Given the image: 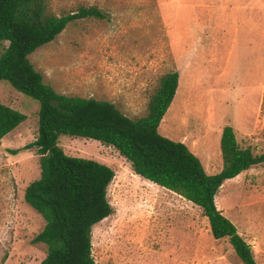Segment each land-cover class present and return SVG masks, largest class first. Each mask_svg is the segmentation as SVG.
<instances>
[{"label":"rangeland","instance_id":"374dc122","mask_svg":"<svg viewBox=\"0 0 264 264\" xmlns=\"http://www.w3.org/2000/svg\"><path fill=\"white\" fill-rule=\"evenodd\" d=\"M48 3L56 15L91 6L105 15L73 20L29 55L55 91L109 100L136 118L159 77L177 71L163 136L184 142L209 174L223 165L225 125L241 147L264 153V0ZM0 102L26 116L0 140V264H42L47 247L33 238L45 221L24 200L40 176L37 149L27 147L37 136L40 104L7 80H0ZM59 145L115 172L107 188L112 212L91 231L95 264H243L228 238L212 236L198 206L134 174L113 146L69 135ZM215 201L264 264V162L224 181Z\"/></svg>","mask_w":264,"mask_h":264},{"label":"trees","instance_id":"16d2710c","mask_svg":"<svg viewBox=\"0 0 264 264\" xmlns=\"http://www.w3.org/2000/svg\"><path fill=\"white\" fill-rule=\"evenodd\" d=\"M92 16L105 17L94 6L56 15L48 0H0V80L40 104L37 136L27 145L37 149L40 176L27 185L24 200L45 221L33 238L47 247L42 264H95L92 227L112 212L107 188L114 170L97 160L66 154L59 145L60 135L113 146L134 174L198 206L212 236L228 238L243 264H258L251 245L217 208L215 198L224 181L263 163L264 153L241 147L234 128L225 125L220 136L223 165L218 173L209 174L184 142L163 136L158 129L176 94L177 71L159 77L145 114L131 118L109 100L58 93L35 69L31 53L53 41L68 23ZM25 117L0 102V140Z\"/></svg>","mask_w":264,"mask_h":264},{"label":"crops","instance_id":"0c3cea01","mask_svg":"<svg viewBox=\"0 0 264 264\" xmlns=\"http://www.w3.org/2000/svg\"><path fill=\"white\" fill-rule=\"evenodd\" d=\"M222 131V130H221ZM221 136V135H220Z\"/></svg>","mask_w":264,"mask_h":264}]
</instances>
